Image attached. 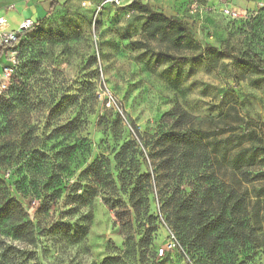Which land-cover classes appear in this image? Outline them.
<instances>
[{
    "label": "rangeland",
    "instance_id": "obj_1",
    "mask_svg": "<svg viewBox=\"0 0 264 264\" xmlns=\"http://www.w3.org/2000/svg\"><path fill=\"white\" fill-rule=\"evenodd\" d=\"M133 1L101 5L99 0H62L23 37L27 48L0 57V92L12 81L18 83L14 129L45 133L42 142L28 144L53 156L65 145L73 146L64 178L69 183L96 156L111 158L129 135L136 138L135 129L145 134L162 127V115L174 106L220 139L226 157L239 143L248 144L246 131L264 134V75L244 63L233 64L230 55L250 50L264 65V6L249 7L253 14L245 21L229 20L217 10L207 17L201 13L190 23L196 45L176 49L168 42L171 31L164 36L158 29L143 31V13ZM137 1L164 9L160 0ZM15 30L0 23V37ZM206 44L211 48L201 55ZM163 52L181 60L172 63L157 54ZM79 114L85 118L78 131L54 136V128ZM15 175L12 167H0L6 183H13ZM152 187L148 211L156 224L149 240L139 241L142 234L136 232L126 241L114 210L99 197L91 202L92 219L83 237L74 223L77 214L67 213L63 190L39 215L34 243L0 233V264H264V245L256 247L245 238L217 239L200 248L192 237L184 246L158 211L154 183ZM11 193L33 219L40 199L14 189ZM260 201L264 207V196ZM260 220L264 240V209Z\"/></svg>",
    "mask_w": 264,
    "mask_h": 264
},
{
    "label": "trees",
    "instance_id": "obj_2",
    "mask_svg": "<svg viewBox=\"0 0 264 264\" xmlns=\"http://www.w3.org/2000/svg\"><path fill=\"white\" fill-rule=\"evenodd\" d=\"M132 3L143 13L144 32L158 29L164 36L171 31L168 42L176 49L196 45L190 25L180 16L166 15L137 0ZM57 4V0H51L44 17L20 29L14 40L2 43L0 57L8 50L27 48L28 42H23V37L33 30L36 22L51 14ZM133 44L152 51L149 45L138 41ZM210 48L206 44L200 50L201 55ZM222 52L230 54L226 48ZM157 54L172 63L181 60L169 53ZM230 55L233 64L244 63L264 75V65L250 50ZM17 84L14 80L6 91L0 92V167L3 170L12 167L16 173L13 183L0 178V233H12L13 237L34 243L39 215L48 210L53 199L64 190V203L69 206L67 213L77 214L74 223L83 237L92 219L91 202L99 197L114 210L126 241L132 240L136 232L142 234L139 241L149 240L156 224L155 216L148 211L154 183L158 211L184 246L191 243L192 237L200 248L217 239L245 238L255 242L256 247L264 245L259 237L262 233L258 232L261 230L260 212L264 209L260 205L264 196V184H261L264 183V134L261 132L246 131L248 144L239 143L240 147L226 157L220 139L211 137L196 126L185 110L174 106L162 115V127L145 134L135 129L136 138L129 135L115 148L111 158L104 154L96 156L69 183L64 178L73 146L65 145L53 156L43 147L32 148L28 144L42 142L45 133L37 136L30 129L21 132L14 129L13 111L19 102ZM22 98L26 104L27 96ZM83 118L84 115L79 114L66 119L53 129L54 136L78 131ZM222 160H226L225 164ZM11 189L40 199L33 219L28 218ZM147 224L150 227L139 231L138 227Z\"/></svg>",
    "mask_w": 264,
    "mask_h": 264
},
{
    "label": "crops",
    "instance_id": "obj_3",
    "mask_svg": "<svg viewBox=\"0 0 264 264\" xmlns=\"http://www.w3.org/2000/svg\"><path fill=\"white\" fill-rule=\"evenodd\" d=\"M57 1L59 4L62 0ZM190 1L191 0H160V4H162V7L164 8H162L163 12L169 9V15H178L184 21L186 20L189 25L193 20L201 17L199 14L202 13L207 17V15H211L213 11L215 12L214 7L213 10L212 8H209L210 10H208L204 8V5L209 4L216 6V0H208L209 3L204 0H199V6L204 9H200L193 13L189 10ZM233 2L248 9L249 7L257 8L259 3L264 4V0H233ZM50 5L51 0H0V15H3L6 18V26L9 25L10 28L17 30L25 20L29 19L35 21L44 17L50 8ZM13 18L15 20H12Z\"/></svg>",
    "mask_w": 264,
    "mask_h": 264
},
{
    "label": "built area",
    "instance_id": "obj_4",
    "mask_svg": "<svg viewBox=\"0 0 264 264\" xmlns=\"http://www.w3.org/2000/svg\"><path fill=\"white\" fill-rule=\"evenodd\" d=\"M99 1L101 5H104V4L121 5V2H122V0H99ZM199 4H200L199 0H191L189 10L193 13V12H197L200 9H204V8L208 10H210L209 8H212L213 10V7H214V10H217L222 16L232 21H245L249 19V17H251V15L253 14L251 10H249L248 8L239 6L238 4L234 3L233 0H216V6L214 5L211 6L209 4H206L204 5V8H201ZM263 6H264L263 3H259L257 8H262ZM0 23L1 24L3 23L1 21V18H0ZM32 23L33 21L28 19L22 23L19 29L15 31L1 33L0 46L2 43L14 40L20 29L26 28L30 26ZM159 254H163V249H159Z\"/></svg>",
    "mask_w": 264,
    "mask_h": 264
},
{
    "label": "bare ground",
    "instance_id": "obj_5",
    "mask_svg": "<svg viewBox=\"0 0 264 264\" xmlns=\"http://www.w3.org/2000/svg\"><path fill=\"white\" fill-rule=\"evenodd\" d=\"M1 21L3 22L2 24H3L4 26H6L7 23H6V20H5L3 17L1 18Z\"/></svg>",
    "mask_w": 264,
    "mask_h": 264
}]
</instances>
